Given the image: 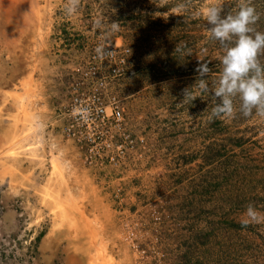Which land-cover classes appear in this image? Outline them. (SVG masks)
I'll use <instances>...</instances> for the list:
<instances>
[{
    "label": "rangeland",
    "instance_id": "rangeland-1",
    "mask_svg": "<svg viewBox=\"0 0 264 264\" xmlns=\"http://www.w3.org/2000/svg\"><path fill=\"white\" fill-rule=\"evenodd\" d=\"M243 2L264 32V0H79L71 16L66 0H0V121L12 134L0 196L17 200L18 249L69 226L89 264H264V222L241 224L249 204L264 214V117H245L236 99L233 117L210 120L213 99L196 85L203 63L215 84L223 55L198 13ZM98 46L130 50L103 94L124 114L108 136L129 137L113 161L66 132L77 68L96 56L109 71ZM10 248L0 238V264H21Z\"/></svg>",
    "mask_w": 264,
    "mask_h": 264
},
{
    "label": "clouds",
    "instance_id": "clouds-1",
    "mask_svg": "<svg viewBox=\"0 0 264 264\" xmlns=\"http://www.w3.org/2000/svg\"><path fill=\"white\" fill-rule=\"evenodd\" d=\"M78 5L79 0H66V14H76ZM182 8L183 5H179L176 10L180 11ZM221 11V5H211L198 13L211 26L205 28L209 37L223 49L220 57L221 71L212 87L203 79L210 73L207 63L200 64L196 69L200 77L196 83L200 93L211 94L214 102L209 119L233 117L237 111L234 104L236 99L239 101L238 110L245 117L252 115L253 110L257 116L264 117V64L259 59L264 54V32L252 27L259 18L258 14L247 2L241 3L235 14L230 12L221 17ZM97 25L100 26L99 22ZM117 27L115 23L111 25L113 30ZM95 51L101 57L112 54L103 46L96 47ZM194 99L191 91L186 90L184 101ZM242 215L241 224L244 227L250 223L264 222V214L251 204Z\"/></svg>",
    "mask_w": 264,
    "mask_h": 264
},
{
    "label": "built area",
    "instance_id": "built-area-1",
    "mask_svg": "<svg viewBox=\"0 0 264 264\" xmlns=\"http://www.w3.org/2000/svg\"><path fill=\"white\" fill-rule=\"evenodd\" d=\"M107 51L112 53L105 56L107 59L105 64H109V71H102V59L96 56L84 69L77 68L76 73L80 75L83 82L73 87L75 94H73L70 108L67 111L66 132L69 138L85 142L91 158L95 155L101 157L106 154V157L113 161L123 158L125 150L127 151L124 143L129 137L115 144L112 136H108L110 130L120 131L122 129L124 114L115 99L106 104L103 94L107 90L109 81L124 73L130 50L125 48L119 54L111 48H107ZM76 109L79 111H74ZM132 142L129 140L127 144L132 145ZM8 253L9 251L6 252Z\"/></svg>",
    "mask_w": 264,
    "mask_h": 264
},
{
    "label": "crops",
    "instance_id": "crops-1",
    "mask_svg": "<svg viewBox=\"0 0 264 264\" xmlns=\"http://www.w3.org/2000/svg\"><path fill=\"white\" fill-rule=\"evenodd\" d=\"M6 93L5 85L0 86V97ZM0 121V153L6 149L12 134L8 125ZM8 130V132H7ZM7 189V187H5ZM11 192V191H10ZM9 191H3L0 196V238L14 237L20 229V215L17 210V200ZM69 226L54 229L51 226L40 238L34 255H28V247L20 248L19 263L21 264H89L90 256L82 249V244L73 239ZM20 237V236H19ZM88 248V247H87ZM18 263V261H17Z\"/></svg>",
    "mask_w": 264,
    "mask_h": 264
},
{
    "label": "flooded vegetation",
    "instance_id": "flooded-vegetation-1",
    "mask_svg": "<svg viewBox=\"0 0 264 264\" xmlns=\"http://www.w3.org/2000/svg\"><path fill=\"white\" fill-rule=\"evenodd\" d=\"M3 237L6 238V240H7V237H8L9 239H11V248L9 249V253H8L7 255H9V254L16 255V254H17V257L19 258V257H20V255H19L20 249H18V248L16 247V239H15V236H14V237H12V236H10V237H9V236H3ZM3 237H1V238H3ZM38 241H39V240H38ZM35 243H36V242H35ZM28 244H29L28 255H34L37 246H35V244H33L32 240L29 241ZM5 254H6V253H5Z\"/></svg>",
    "mask_w": 264,
    "mask_h": 264
},
{
    "label": "bare ground",
    "instance_id": "bare-ground-1",
    "mask_svg": "<svg viewBox=\"0 0 264 264\" xmlns=\"http://www.w3.org/2000/svg\"><path fill=\"white\" fill-rule=\"evenodd\" d=\"M72 235L74 236V232L72 233Z\"/></svg>",
    "mask_w": 264,
    "mask_h": 264
},
{
    "label": "trees",
    "instance_id": "trees-1",
    "mask_svg": "<svg viewBox=\"0 0 264 264\" xmlns=\"http://www.w3.org/2000/svg\"><path fill=\"white\" fill-rule=\"evenodd\" d=\"M40 239V237L38 238V240Z\"/></svg>",
    "mask_w": 264,
    "mask_h": 264
}]
</instances>
